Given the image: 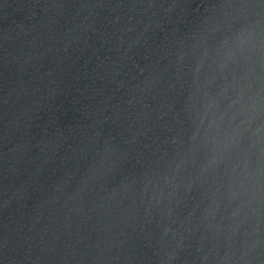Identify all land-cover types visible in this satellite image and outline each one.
Returning <instances> with one entry per match:
<instances>
[{
    "label": "water",
    "instance_id": "95a60500",
    "mask_svg": "<svg viewBox=\"0 0 264 264\" xmlns=\"http://www.w3.org/2000/svg\"><path fill=\"white\" fill-rule=\"evenodd\" d=\"M0 264H264V0H0Z\"/></svg>",
    "mask_w": 264,
    "mask_h": 264
}]
</instances>
